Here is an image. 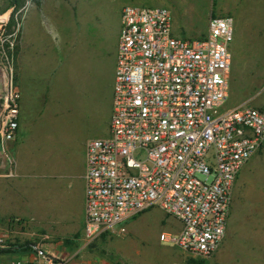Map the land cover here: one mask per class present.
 Masks as SVG:
<instances>
[{"label":"built area","instance_id":"built-area-1","mask_svg":"<svg viewBox=\"0 0 264 264\" xmlns=\"http://www.w3.org/2000/svg\"><path fill=\"white\" fill-rule=\"evenodd\" d=\"M234 38L231 16L211 18L205 38L185 41L174 35L169 9H123L110 135L87 145L85 246L159 208L182 224L162 233L161 243L194 258L218 252L236 179L264 144V112L248 104L225 109ZM20 101L13 72L1 70L0 152L11 165L7 145L19 136ZM34 249L43 259L37 264L69 263Z\"/></svg>","mask_w":264,"mask_h":264},{"label":"crops","instance_id":"crops-1","mask_svg":"<svg viewBox=\"0 0 264 264\" xmlns=\"http://www.w3.org/2000/svg\"><path fill=\"white\" fill-rule=\"evenodd\" d=\"M61 5L60 0H36L24 22L19 136L7 145L11 168L0 171V234L38 233L48 244L39 246L44 253L68 260L70 254L71 258L79 251L85 257L89 253L84 244L87 145L93 139L110 135L120 30L116 40L102 48V52L88 50L79 65L65 68L63 54L76 48L88 30L81 28L78 41L69 43L71 12L61 11ZM174 35L182 36L175 26ZM231 51L230 83L240 84L237 94L230 86L229 99L234 95L238 98L235 108L248 102L249 93L244 92V84L264 83V47H245L235 42ZM261 109L258 110L264 112ZM89 129L97 133L92 135L87 132ZM154 211L162 213L160 224L170 217L159 208H151L128 221L125 230L135 222L142 231L144 219L155 214ZM175 220L177 225L163 233L182 229L181 222ZM229 221L233 227L251 228L252 234L264 228V144L239 172L227 230ZM259 241L258 236L247 240L248 243ZM252 248L257 247H251L254 252ZM35 257V251L16 249L0 253V264L26 263ZM82 264L108 263L103 257H93Z\"/></svg>","mask_w":264,"mask_h":264},{"label":"rangeland","instance_id":"rangeland-1","mask_svg":"<svg viewBox=\"0 0 264 264\" xmlns=\"http://www.w3.org/2000/svg\"><path fill=\"white\" fill-rule=\"evenodd\" d=\"M12 1L0 0V71L5 70L10 74L13 72L15 87L21 94L19 76L25 34L24 22L31 7L27 1L21 7L13 8ZM60 2L61 11L71 12L68 42L73 44L78 41L81 28L88 30L86 37L81 36L80 44H77L76 48H72L70 52L67 49L63 54L65 68L83 61V54L86 51L102 52V48L104 50L110 42L115 41L121 26L122 11L128 5L169 9L173 24L182 32L181 39L185 41L199 40L207 36L211 18L231 16L235 20L233 43L243 44L245 47L249 45L264 47V0H60ZM13 20L15 25L10 27ZM239 85L230 83L234 94H237L236 89ZM244 85L246 86L244 92L249 93L248 102L245 104L256 109L262 108L261 110L264 111V83ZM237 100L235 95L232 96L226 103L225 109L233 108ZM87 132L92 135L97 133L92 129ZM11 166L8 158L0 152V171ZM141 215L143 213L135 218ZM160 216H162L160 211L148 215L143 221L145 225L142 226V231L134 225V222L124 233L104 236L85 249L89 252L86 257L80 254V251L76 257L70 258L72 255L70 254L68 264H82L93 257H103L108 264H264L262 241L264 228L256 229L257 234L253 233L254 236L259 237L258 243H248V238L254 237L252 229L233 227L229 221L227 234L219 251L209 259H201L160 242V235L177 225L173 217H165L164 222L160 224ZM38 235V233L33 236L18 235L9 232L6 236L7 247L28 244L41 247L48 245ZM252 246L257 247L252 248L254 252H251ZM80 247L81 245L78 249ZM253 254L256 257L253 258ZM40 260L43 261L36 254L35 258L22 264H37Z\"/></svg>","mask_w":264,"mask_h":264},{"label":"trees","instance_id":"trees-1","mask_svg":"<svg viewBox=\"0 0 264 264\" xmlns=\"http://www.w3.org/2000/svg\"><path fill=\"white\" fill-rule=\"evenodd\" d=\"M27 1L29 0H13L11 5L13 8H18V7H21L23 6ZM34 2H36V0H33ZM15 25V21H11V24H10V27L14 26ZM35 246L34 244H28V245H25V246H18V248H15L17 247L16 245H12L10 247H6V248H0V253H8V252H12L14 250H22V251H26V252H29V251H35Z\"/></svg>","mask_w":264,"mask_h":264}]
</instances>
